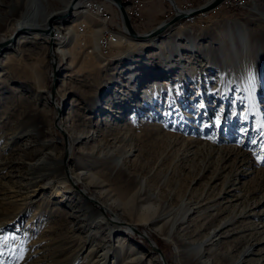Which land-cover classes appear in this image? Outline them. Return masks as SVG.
I'll return each instance as SVG.
<instances>
[{
    "label": "rangeland",
    "instance_id": "1",
    "mask_svg": "<svg viewBox=\"0 0 264 264\" xmlns=\"http://www.w3.org/2000/svg\"><path fill=\"white\" fill-rule=\"evenodd\" d=\"M64 2L51 0L49 10ZM158 3L162 14L146 15L143 31L171 13L168 2ZM26 7L25 0H0V43L23 27ZM81 15L61 21L68 56L51 58L40 38L0 53V236L17 237L0 260L161 264L159 248L167 264H199L188 249L204 243L209 264H235L252 244L255 253L242 264H264V241L257 243L264 238V162L257 159L264 156V0L199 15L159 39L121 42L114 53L98 49L102 29L88 52L74 45L76 25L102 24ZM240 23L247 35L237 31ZM53 62L57 88L64 82L54 98ZM108 87L113 98L99 112L96 101L108 97ZM63 111L60 126L55 117ZM28 119L53 137L58 157L67 154L65 171L84 174L78 185L59 172L36 181L19 149L30 143L28 153L38 151L41 138L26 133ZM67 132L84 136L71 150ZM80 194L111 212L100 215ZM113 213L141 233L115 231Z\"/></svg>",
    "mask_w": 264,
    "mask_h": 264
},
{
    "label": "bare ground",
    "instance_id": "2",
    "mask_svg": "<svg viewBox=\"0 0 264 264\" xmlns=\"http://www.w3.org/2000/svg\"><path fill=\"white\" fill-rule=\"evenodd\" d=\"M50 1L51 0H25V4L27 5L26 11H25L24 16H23L25 19V22H24L23 27H19L16 29V30H22V31H21L19 37L16 38L12 43L6 45L5 48L2 47V43L4 42L2 40L3 42L0 43V53L2 51L6 50V48H8V47H10V49H12V50H14V49L18 50V49H20L21 45L28 43V42H31V41H33V39L40 38V39L48 42L49 54L52 56L51 58L57 56V54H62L63 56L67 55V51H68L67 50V44H68L67 32L68 31L64 30V28L62 26L63 23L61 24V21L67 20L68 18H59V19L57 18L55 20V22L53 23L54 31L60 37L55 35V34L52 37L50 34H48L46 32V29L48 28L49 20H50L51 16L62 15L64 13H66V11L69 9L71 2L73 0H65L63 7H61L60 9L51 10V11L49 10ZM173 1H175V0H171L172 6L173 5L179 6V4L181 3V2H179V4H178L176 1L175 2H173ZM82 4H85V5L81 6ZM203 4H205V3H203ZM203 4H200V5H203ZM87 12H90L94 16L101 19L102 24L100 25V27L98 26L95 28V32H96L95 34H97V32L100 33V31L102 29L103 34H102L101 38H98L97 47L102 53H104L103 51H105L107 49L106 44H105V34H112V30L109 28L107 29V22H106L107 18L105 16H102V12L98 11L97 9L88 8L87 3H78L76 5V8L73 11V14L71 17H73L72 19H74V21H75V19L77 17H84L81 14H84ZM71 17H69V18H71ZM189 21H194V20H189ZM58 22H60L59 25H57ZM118 23L122 27L123 23H121L120 19H119ZM235 26H236V29L238 32H241L244 35H247V28L243 23L237 24ZM11 36L8 37L6 40L7 41L10 40ZM154 39H157V38L137 40V39H133V38L129 37V39H126L125 36L121 35L122 42L128 41V40L129 41L131 40V42H133V41L148 42V41L154 40ZM162 42L164 43L165 41L162 40ZM155 43L157 46L163 45V43H161V41L158 43L157 42H155ZM10 56H11V53H9V52H7L4 55V58H3L4 60L2 59V66L5 65L6 59L10 58ZM53 63H56V62H53ZM58 74H59V72H58ZM164 83H166V82H164ZM63 86H64V82L61 84L60 87L57 88V90L55 91L56 94H59V91ZM260 87L264 88V82H262L260 84ZM110 88H111V90H109ZM107 91H109V92H108V94H106V96H108L106 99L98 98L96 101L97 108H100L99 112L106 109L105 105L108 104L110 102V100L113 98V92L114 91H113L112 87H108ZM54 95H55V93H54ZM54 95H52L53 98H54ZM67 113H68V111H63V113L60 115H59V112L57 113L58 115L55 118H56V121L58 123H60L58 125H60V126L63 125L64 119L66 118ZM28 120L32 124L26 123V125H27V127L25 128L26 133L27 134H29V133L35 134L41 138L40 139L41 141L39 143V147H38V149H36L38 151L36 153H34L33 155H30L28 153V148L30 146V143H29V145H28V143L23 144L21 147H19V149L22 152H24V157L26 159V162L28 164L30 172L33 175V177L36 179V181L46 179V178L52 176L53 174H55L56 172H59L63 176L64 180L67 183H70V185L72 183L74 186L78 185L81 182V179H82L84 174L81 173L80 175H77V174L73 173L71 170H69L68 172L65 171L64 164L66 163V160H67V154L65 153L64 155L58 157L57 154H55V152L52 149V144L54 142L53 137L47 135V132L45 130H43L40 127H38L37 125H35L33 123V120H31V121H30V119H28ZM23 128H24L23 126H20V129H23ZM67 134H68V142H67L68 150L72 149V146L74 143H81L83 141V138H84L83 135H80V134L79 135H73V134H70L68 132H67ZM85 190L87 191V189H85ZM80 199L83 201L84 205H86L87 207H90V208L92 207L91 203L95 202V204L99 207L98 212L102 216L111 212V209L108 206H106L104 203L100 202L96 198H94L95 200L93 201V199H90L89 197H85V194H80ZM109 220L112 222V224L114 223L113 227H114L115 231H117V232L121 231L123 229H125V230H130V229L138 230L137 228H135L137 223L130 222L127 219L119 216L117 213H113V217ZM233 222H234V220L231 219V220L227 221L225 224L229 225ZM145 237H147V236H145ZM263 239L264 238L258 240L257 243L259 244L260 242L264 241ZM203 246H204V243L193 245L192 247L189 246L188 251H194L195 252V257L198 258L199 264H209L208 261L203 260V256L205 255V254L203 255V250H202ZM253 246L254 245L252 244V245L247 246L244 249V251L242 252V256H244V257L241 259H244L246 256H249V255L255 253V247H253ZM262 252H264V249L263 248L259 249L258 253L262 255ZM164 259H165V257H164ZM241 259L238 260L235 264H242ZM165 262H166V260H165ZM163 263L161 262V264H163ZM165 264H167V262Z\"/></svg>",
    "mask_w": 264,
    "mask_h": 264
},
{
    "label": "water",
    "instance_id": "3",
    "mask_svg": "<svg viewBox=\"0 0 264 264\" xmlns=\"http://www.w3.org/2000/svg\"><path fill=\"white\" fill-rule=\"evenodd\" d=\"M79 0H73L71 2V5L69 7V9L66 11V13L62 14V15H53L51 16L50 20H49V25L48 28L46 29V32L48 34H50L52 37L55 34L54 31V26L53 23L55 22V20L58 18H69L72 16L73 11L76 8V4ZM109 2L113 3L114 5H116L119 16L122 20L123 23V31L124 33L133 38V39H152V38H161L164 35H167L168 33H170L171 31H173V29L177 28L178 26H180L183 22H185L186 20H188L190 17H194V16H199V15H205L211 11H215L216 9H218L220 7V5L225 1V0H209L207 1L205 4L203 5H197L194 8L191 9H182L180 8L178 5H173V9H174V13L165 18L164 20H162L161 22H159L158 24H156L155 26L149 28L148 30H144V31H140L136 28V26L134 25L133 19L131 18V16L129 15L126 7H125V2L123 0H108ZM175 2V1H173ZM22 30H16L10 40H6L2 43V47L5 48L6 45L12 43L16 38L19 37L20 33ZM53 84H52V95H54L56 88L59 84V79H58V65L57 63H53ZM135 232L137 233H141L139 230H135ZM158 250V252L161 254V256H163V262L164 264L165 259H164V255L161 252V250L159 248H155Z\"/></svg>",
    "mask_w": 264,
    "mask_h": 264
},
{
    "label": "built area",
    "instance_id": "4",
    "mask_svg": "<svg viewBox=\"0 0 264 264\" xmlns=\"http://www.w3.org/2000/svg\"><path fill=\"white\" fill-rule=\"evenodd\" d=\"M126 4L125 7L131 16V18L136 21L137 25L144 26L146 23V15L145 10L149 5V2L151 0H123ZM163 2H168L169 6L172 7V11L170 14L172 15L174 13L173 6L171 4V0H161ZM182 1L179 4V7L182 9H191L196 7V5H190L189 0H180ZM209 0H199L198 4L200 2H207ZM243 1H232V0H225L220 7L219 10L225 9V8H231V7H243ZM178 2V1H176ZM78 3H87L88 8L97 9L98 11L102 12V16H105L108 20L112 22V34H105V44L106 47L109 49L110 53H114L116 50H118L123 44L121 43V33H124L122 27L119 25V13L117 10L116 5L109 2L108 0H79ZM114 5L113 7L110 4ZM76 4V5H77ZM197 4V5H198ZM217 11V9L215 10ZM167 13V11L165 10ZM165 13V14H166ZM169 13L166 14V17L171 16ZM199 18L198 16L190 17L188 20H195ZM114 19L118 20L117 23H114ZM96 26V19H93V30H85L82 23H79L76 25L77 29V42L74 44L78 49H85L88 52V43L90 38L94 36V30ZM55 35L59 36L57 33ZM60 37V36H59ZM121 43V45H119ZM73 45V46H74Z\"/></svg>",
    "mask_w": 264,
    "mask_h": 264
},
{
    "label": "snow or ice",
    "instance_id": "5",
    "mask_svg": "<svg viewBox=\"0 0 264 264\" xmlns=\"http://www.w3.org/2000/svg\"><path fill=\"white\" fill-rule=\"evenodd\" d=\"M219 118H217V124H219ZM261 127H264V125H262ZM257 159L260 162H264V156H258ZM17 240V237L15 236H0V257H2L4 255V249L6 247L10 248L12 246V244L15 243V241ZM20 258H23V251L20 252ZM0 264H4V262L2 260H0Z\"/></svg>",
    "mask_w": 264,
    "mask_h": 264
},
{
    "label": "crops",
    "instance_id": "6",
    "mask_svg": "<svg viewBox=\"0 0 264 264\" xmlns=\"http://www.w3.org/2000/svg\"><path fill=\"white\" fill-rule=\"evenodd\" d=\"M158 2H161V0H156L153 3H150L145 10V15H147V16L151 15L152 17H150V18H152L153 20L156 18L154 16H156L157 14H160V13L162 14L163 9Z\"/></svg>",
    "mask_w": 264,
    "mask_h": 264
},
{
    "label": "trees",
    "instance_id": "7",
    "mask_svg": "<svg viewBox=\"0 0 264 264\" xmlns=\"http://www.w3.org/2000/svg\"><path fill=\"white\" fill-rule=\"evenodd\" d=\"M134 22V25L136 26V28L140 31H143V29L137 25L136 21H133ZM157 241L160 243L161 241L157 238Z\"/></svg>",
    "mask_w": 264,
    "mask_h": 264
}]
</instances>
